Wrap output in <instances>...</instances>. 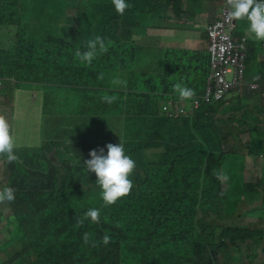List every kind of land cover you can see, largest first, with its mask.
<instances>
[{
    "label": "trees",
    "instance_id": "trees-1",
    "mask_svg": "<svg viewBox=\"0 0 264 264\" xmlns=\"http://www.w3.org/2000/svg\"><path fill=\"white\" fill-rule=\"evenodd\" d=\"M127 3L131 7L120 15L112 0H0V27L17 30L0 40V80L41 84L44 114L55 135L39 147H15L19 161L5 162L3 188L15 189L5 229L16 234L1 244L24 243L0 264H219L230 249L240 256L225 264H264V227L234 225L229 217L249 213L248 188L263 195L252 207L264 213V173L258 184L247 181L240 153L230 151L245 147L252 159L262 155L264 163V99L255 96L254 88L255 83L264 87V80L247 73L240 88L205 102L208 33L201 48L196 42L143 44L134 35L135 27L154 18L188 19L197 0ZM96 35L105 39L108 52L91 65L74 66L75 52L86 50ZM243 35L250 38L244 53L252 66V52L259 55L264 48L252 33H238ZM63 61L72 65L65 67ZM234 76L231 72L227 78ZM176 83L198 95L197 106L186 99L191 116L162 111L163 102L179 99L172 90ZM105 95L116 99L108 104ZM230 137L234 141L227 149ZM120 140L136 162L130 177L134 187L105 207L96 175L84 160L93 149L104 148L107 154L106 145ZM214 171L228 179L218 180ZM92 208L100 210V222L89 219L77 227ZM85 232L96 247L84 244ZM105 233L111 237L107 245L101 242Z\"/></svg>",
    "mask_w": 264,
    "mask_h": 264
},
{
    "label": "rangeland",
    "instance_id": "rangeland-1",
    "mask_svg": "<svg viewBox=\"0 0 264 264\" xmlns=\"http://www.w3.org/2000/svg\"><path fill=\"white\" fill-rule=\"evenodd\" d=\"M225 1V0H224ZM223 0H197L195 3V9L190 17L185 20L184 18L181 21H164L163 19L154 18L152 21H148L147 24H143L134 28L135 40L143 43V44H151V45H160L161 46H171L187 43L192 38L196 40V43L201 48V43L207 42L206 40V31L208 23H211L214 19H216L222 11V7L224 5ZM196 10V12H195ZM238 26L233 32L234 44L238 47L250 42V38L247 35H243V37H239L238 33L251 34L249 31V22L246 18L237 19ZM15 25V24H14ZM16 29L14 26L10 27H0V40H6V36L8 32H11L12 35L16 34ZM253 39V37L251 38ZM257 45L259 47L264 48L263 40H257ZM264 53V52H263ZM256 55L252 52L250 56V61L253 63L254 61H264V57H260L261 54ZM61 65L65 67H69L72 64L66 63L65 61L61 62ZM74 66H83L76 61L73 63ZM84 67V66H83ZM259 70L258 77L260 80H264V69L263 66H254L246 64V59L243 60V70L238 74L236 78V83L233 85V88H240L242 83V78L245 74L251 73V71ZM68 71V70H67ZM210 76L213 74V67L210 63ZM234 80V79H233ZM232 80V81H233ZM257 84L256 88L259 92L255 94V96L259 99H264V87L262 83ZM41 84H38L36 87L29 84H15L10 79H5L4 83L0 85V115L4 116L8 123L10 124L12 134L15 139V147H39L43 140L53 139L55 135L52 133V129L50 126L47 117L44 114L43 110V102L40 88ZM37 89L34 92V89ZM52 89H57L58 86H51ZM68 88H64L66 90ZM226 94V93H225ZM224 94V95H225ZM68 93H64L61 96L62 101L67 99ZM198 96V95H195ZM230 97V95H229ZM205 102V99H203ZM170 101L176 102L177 99H171ZM163 111V110H162ZM163 113L166 114L165 111ZM191 116V115H190ZM247 134H243V142H246ZM233 138H229L228 145L230 143L233 144ZM234 147V146H233ZM230 150L231 152L240 153L239 163L241 165L240 168H243L242 173H244V178L250 180L251 182L258 184L261 177V174L264 173V164H262L263 156L259 155L255 158H251L247 154V150L245 147H236L235 149ZM231 159H234V155H231ZM6 166L5 163L0 160V175L3 179L0 178V190L3 189V186L7 179L6 174ZM245 182V181H243ZM226 185V183H225ZM224 185V186H225ZM230 188V184H229ZM249 192V199L246 202L247 208H249V213L243 217L242 212L236 213L233 215L229 213L231 216L232 223L238 226H246V227H254V224L260 225V227H264V213L262 215V210L257 209L256 207H252L256 205L260 198L263 195L257 193L256 191ZM264 202V200H263ZM245 203V204H246ZM263 206V204H262ZM0 209H4V221L0 223V244L6 239V236L11 234L15 235V232L9 233L5 229V225L8 220H11V210L8 208L6 202L0 203ZM258 217V218H257ZM24 241L19 240V243H12L11 245H6L4 250H0V261H4L10 258L13 255V249L17 247H21ZM3 248L0 246V249ZM247 248L249 249L248 245ZM246 252H244V256L246 257ZM240 256L237 249L228 250L225 253H222L219 264H225L228 259L238 258ZM247 258V257H246ZM233 260L231 261V264ZM14 264V263H12ZM235 264H239L236 263Z\"/></svg>",
    "mask_w": 264,
    "mask_h": 264
},
{
    "label": "clouds",
    "instance_id": "clouds-1",
    "mask_svg": "<svg viewBox=\"0 0 264 264\" xmlns=\"http://www.w3.org/2000/svg\"><path fill=\"white\" fill-rule=\"evenodd\" d=\"M232 7L230 16L235 19L246 18L249 22V31L257 40H264V0H229ZM112 4L118 14L123 15L125 10L131 7L127 3V0H112ZM86 50H77L74 54L75 60L79 61L81 65H91L93 60L98 55L108 52V45L105 39L96 35L94 38L89 39L85 45ZM98 78H103L100 74ZM2 80V79H1ZM0 80V85L4 83ZM113 84H119L121 81L113 80ZM34 92L37 90L35 88ZM41 95H42V89ZM173 92L178 94L181 100L190 99L194 95V91L181 83H176L172 88ZM43 96V95H42ZM115 97L103 96L102 100L108 104H112L115 101ZM15 139L11 131L10 124L7 119L0 115V160L5 162H17L19 157L15 153ZM107 154L105 149L91 150L89 155L90 159L84 160V165L89 173H95L96 184L101 189V196L104 202V206H110L117 203L123 197L129 195L134 187L133 181L130 178L135 169L136 162L131 156L125 153L123 143L118 144L108 143L106 145ZM220 181H226L227 175L224 173H213ZM15 189L11 187H5L0 190V203L14 202ZM4 210V209H2ZM100 210L96 208L89 209L82 218L77 221V227L81 226L85 220H89L93 224L100 222ZM4 221V220H3ZM111 237L108 233H105L102 237V243L104 245L109 244ZM83 242L85 245L89 243L93 247L97 244L92 240V234L85 232L83 235ZM6 246V245H4Z\"/></svg>",
    "mask_w": 264,
    "mask_h": 264
},
{
    "label": "built area",
    "instance_id": "built-area-1",
    "mask_svg": "<svg viewBox=\"0 0 264 264\" xmlns=\"http://www.w3.org/2000/svg\"><path fill=\"white\" fill-rule=\"evenodd\" d=\"M231 11L229 0H225L221 17L207 26L206 33H208L207 39L210 44L213 74L210 76L207 91L202 98L208 102L213 99H222L224 94L236 83V78L230 81L227 75L233 72L236 77L243 70L245 44L241 47L234 44L233 32L236 29V19L230 16ZM190 99L196 106L199 105L198 96H192ZM186 102L187 100L180 98L176 102H163L162 110L171 117L193 115V111L186 107Z\"/></svg>",
    "mask_w": 264,
    "mask_h": 264
},
{
    "label": "crops",
    "instance_id": "crops-1",
    "mask_svg": "<svg viewBox=\"0 0 264 264\" xmlns=\"http://www.w3.org/2000/svg\"><path fill=\"white\" fill-rule=\"evenodd\" d=\"M159 19H163V18H159ZM185 19V18H184ZM164 21H166V22H168V21H171V20H165V19H163ZM185 20H187V19H185ZM181 21V20H180ZM209 24V23H208ZM193 42H196V40L194 39V38H192V39H190L189 41H188V43L189 44H193ZM194 45V44H193ZM196 46H198L199 48H200V46L196 43ZM254 66H263V69H264V65H261V64H258V61H254V64L251 66V67H254ZM259 72V70H257V71H251V74H256L257 76V78H258V80L259 81H262V80H260L259 79V77H258V73ZM239 93L241 92V91H238ZM262 164H264V163H262ZM2 210V209H1ZM0 246L1 247H3L4 248V245H2V244H0ZM2 250V249H1Z\"/></svg>",
    "mask_w": 264,
    "mask_h": 264
}]
</instances>
